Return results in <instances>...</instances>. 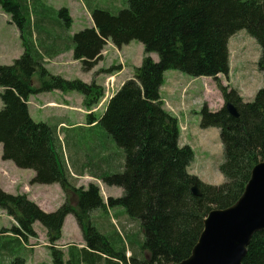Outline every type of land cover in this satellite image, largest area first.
Here are the masks:
<instances>
[{"label": "trees", "instance_id": "trees-1", "mask_svg": "<svg viewBox=\"0 0 264 264\" xmlns=\"http://www.w3.org/2000/svg\"><path fill=\"white\" fill-rule=\"evenodd\" d=\"M35 3L0 0V8L19 31L24 50L11 66H0L1 156L16 168L33 170V185L59 184L64 191L73 190L76 204L67 199L55 212L47 213L26 195L0 188V209L15 223L0 230V239L30 252L29 241L38 238L34 225L40 223L47 231L52 264H179L188 259L209 213L236 204L255 166L264 162V88L254 101L246 102L237 90L218 80L230 71L229 40L242 30L257 41L259 70L264 72V0H127V8L118 14L92 10L95 27L73 36L68 34L73 24L68 9L58 11L42 0L38 6ZM43 23L64 34H47ZM133 41L145 48L142 65L106 101L100 120L92 110L105 96L101 86L54 76L45 67V59L72 52L74 60L90 72L103 61L109 42L121 49ZM153 53L159 56L158 62L151 58ZM171 70L214 79L224 103L233 104L239 112V118H234L224 105L217 112L204 106L200 113L201 129L220 131L222 185L204 183L190 174L195 152L181 145L178 119L166 112L161 99L165 74ZM36 73L40 76L37 90L33 86ZM74 90L84 97L86 111L92 112L89 125L103 124L123 151L120 173L101 168L92 173L104 185L121 188L120 198L104 200L93 185L87 191L76 189L68 167L58 157L56 129L31 117L32 95ZM194 187L200 197L193 195ZM113 209L119 210L118 221L128 216L140 226L141 241L123 239L122 227L108 215ZM96 212L101 218H93ZM69 215L75 217L84 243L69 245L65 252L57 246ZM129 243L135 246L130 249ZM5 250L3 242L0 264H26L25 258ZM243 264H264V231L253 236Z\"/></svg>", "mask_w": 264, "mask_h": 264}, {"label": "rangeland", "instance_id": "rangeland-1", "mask_svg": "<svg viewBox=\"0 0 264 264\" xmlns=\"http://www.w3.org/2000/svg\"><path fill=\"white\" fill-rule=\"evenodd\" d=\"M42 1L58 11L63 8L69 10L73 19L72 28L68 32L71 36L91 28L92 10L107 9L113 14H118L128 6L127 0ZM37 3L38 0L35 3L38 6ZM108 5L111 9L108 8ZM9 22H11V17L0 8V66H11L24 53L19 31L16 25H11ZM54 31L58 30L54 29ZM144 50V46L138 41H133L122 49L108 45L104 51V60L90 72L83 70L82 64L74 60L72 52L60 54L59 58L45 59V67L54 76H60L66 80H80L89 85L96 83L101 86L105 96L92 110L96 119L100 120L106 109L108 98L112 97L124 82L132 79L134 68L142 65ZM229 51V74L220 75L218 80L223 86H230L237 90L244 101L252 102L257 92L264 88V72L259 70L260 47L247 31L242 30L229 40ZM151 58L155 62L159 61V56L156 53L151 54ZM172 72L176 71H168V74ZM182 76V79L178 81L173 77H166L165 86L163 85L165 88L161 89L164 108L166 112L178 119V124L186 129L182 146H190L195 152L190 174L196 175L204 183L222 185L224 177L219 173V168L224 161V151L220 131L217 128L201 129L200 127L202 108L206 106L213 112H217L225 104L222 94L214 79L193 78L184 73ZM38 78L40 76L36 73L33 78V86L36 90L40 88ZM83 98L75 90L68 93L49 91L35 94L30 98V114L35 122L46 123L56 129L58 157L62 165L68 167L70 182L76 189L87 191L93 185L99 188L100 195L104 200L120 198L123 195L121 188L104 185L94 178L95 175L92 173H98L100 168L111 173H120L122 171L120 167L124 164L122 161L123 151L103 127V124L89 125L88 114L92 112L88 113L84 105L81 106L84 108V113L74 112L75 109L72 106L80 107ZM2 105L0 98V109H2ZM72 109L74 110L70 111ZM1 155L2 147L0 146V188L5 192L13 195H26L30 201L47 213L55 212L67 199L76 204L73 190L64 191L59 184L33 185L31 183V179L35 175L33 170L16 168L14 163L3 161ZM104 164L109 168L106 169ZM117 212L119 210L113 209L108 215L117 227H122L123 239L127 242L133 240L137 243V238H139L141 241L140 226L128 216H122L118 221L115 216ZM93 218H101V213H94ZM102 221L100 219L99 223ZM13 225H15L14 220L0 209V230L3 227L11 228ZM35 228L38 238L29 241L27 248L30 252H24V249H21L16 242L10 243L9 239H0V246L5 242V251L14 257L19 255L25 258L26 264L42 262L52 264L47 232L40 223H36ZM80 243H84L83 233L75 217L69 215L65 221L63 236L57 247L66 252L67 246ZM134 246L129 243L130 249Z\"/></svg>", "mask_w": 264, "mask_h": 264}, {"label": "water", "instance_id": "water-1", "mask_svg": "<svg viewBox=\"0 0 264 264\" xmlns=\"http://www.w3.org/2000/svg\"><path fill=\"white\" fill-rule=\"evenodd\" d=\"M239 118L237 108L225 104ZM196 197L201 193L192 189ZM264 231V162L257 164L243 196L233 206L212 210L192 255L179 264H243L253 236Z\"/></svg>", "mask_w": 264, "mask_h": 264}, {"label": "crops", "instance_id": "crops-1", "mask_svg": "<svg viewBox=\"0 0 264 264\" xmlns=\"http://www.w3.org/2000/svg\"><path fill=\"white\" fill-rule=\"evenodd\" d=\"M94 2H96V1H98V0H93ZM83 6L85 7V5H84V3H83ZM86 8V7H85ZM108 8H110L111 9V7H109V5H108ZM71 14V13H70ZM89 14V13H88ZM72 16V15H71ZM91 22H92V25H91V28H93V27H95V24H94V22H93V20L91 19ZM10 23V22H9ZM11 24V23H10ZM12 25V24H11ZM47 25H49V26H47ZM44 24L43 23V29H45V31H46V33L47 34H51V35H62V34H64L63 33V31H60V29L58 30V31H54V27L51 25V24ZM47 27V28H46ZM53 27V28H52ZM108 45H113L111 42H109L108 43ZM115 47V46H114ZM116 48V47H115ZM123 48V47H122ZM121 48V49H122ZM71 52H69V53H67V54H70ZM72 55H73V53H72ZM103 55H104V53H103ZM57 58H59V57H57ZM104 58V57H103ZM104 60V59H103ZM101 63V62H100ZM177 72L178 71H176V72H172V73H169L168 74V72H166V74H165V79H166V77H173L174 78V80H181L182 79V75L183 74H181L180 72H179V74H177ZM210 79H212V78H210ZM165 86V85H164ZM164 86H162L163 88H165ZM115 94V93H114ZM113 96V95H112ZM166 97H168V98H171V97H169V96H166ZM83 100L80 102V107L79 106H77L76 107V105H75V107L74 106H72L74 109H75V111L74 112H76V111H81V112H83V109L84 108H82L81 106H83ZM31 104V100H30V102H29V107L31 106L30 105ZM74 109H72V110H70V111H73ZM84 113V112H83ZM85 113H87L86 111H85ZM89 113V112H88ZM87 113V114H88ZM181 125V124H180ZM90 126H92V125H90ZM181 129H182V133H181V139H180V142H181V145H182V140H183V138H184V133L186 132V129L181 125ZM2 147V146H1ZM2 152H3V148H2ZM8 162H10V161H8ZM35 227V226H34ZM36 229V228H35ZM37 232V231H36ZM63 233H64V228H63V232H62V236H63ZM80 246V245H79ZM35 247H37V246H35ZM80 247H82V246H80Z\"/></svg>", "mask_w": 264, "mask_h": 264}]
</instances>
